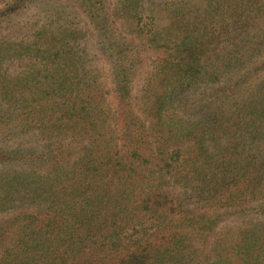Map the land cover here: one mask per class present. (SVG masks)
<instances>
[{"label":"trees","instance_id":"16d2710c","mask_svg":"<svg viewBox=\"0 0 264 264\" xmlns=\"http://www.w3.org/2000/svg\"><path fill=\"white\" fill-rule=\"evenodd\" d=\"M0 264H264V0L0 6Z\"/></svg>","mask_w":264,"mask_h":264},{"label":"rangeland","instance_id":"374dc122","mask_svg":"<svg viewBox=\"0 0 264 264\" xmlns=\"http://www.w3.org/2000/svg\"><path fill=\"white\" fill-rule=\"evenodd\" d=\"M7 1H9V0H0V6H3ZM99 66H101L103 68L102 69L103 73L106 72L107 66H106V63L104 61H100Z\"/></svg>","mask_w":264,"mask_h":264}]
</instances>
